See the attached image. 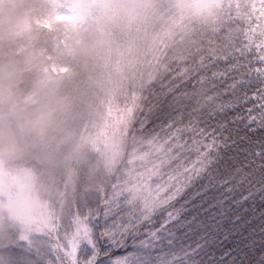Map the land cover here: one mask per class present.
I'll return each mask as SVG.
<instances>
[{"label":"snow or ice","instance_id":"6c2138e0","mask_svg":"<svg viewBox=\"0 0 264 264\" xmlns=\"http://www.w3.org/2000/svg\"><path fill=\"white\" fill-rule=\"evenodd\" d=\"M221 3L231 39L117 99L130 169L0 240L5 264H264V0Z\"/></svg>","mask_w":264,"mask_h":264},{"label":"clouds","instance_id":"9594fccd","mask_svg":"<svg viewBox=\"0 0 264 264\" xmlns=\"http://www.w3.org/2000/svg\"><path fill=\"white\" fill-rule=\"evenodd\" d=\"M168 9L164 18L156 0H0V227L26 228L59 185L81 179L104 120L97 91L119 87L145 45L171 38L175 21L205 28L218 18L217 0H168ZM158 24L163 32L114 43V35ZM100 53L111 57L103 69L110 85L96 75ZM53 64L68 71H42ZM114 150L104 146L99 158ZM84 178L91 188L96 172Z\"/></svg>","mask_w":264,"mask_h":264},{"label":"rangeland","instance_id":"374dc122","mask_svg":"<svg viewBox=\"0 0 264 264\" xmlns=\"http://www.w3.org/2000/svg\"><path fill=\"white\" fill-rule=\"evenodd\" d=\"M168 4V0H165ZM218 6L221 3V0H217ZM63 17V16H60ZM66 18V17H65ZM64 19H60L58 21H62ZM50 29V28H49ZM160 31L163 32L162 27L160 28L159 25H156L152 29H149L147 26H144L140 29L132 30L128 33L124 34H117L114 35V43L121 44L127 42L129 40H134L138 42L139 38L136 35L138 32H146V31ZM167 38H161L157 41H154L150 44L145 45L141 51L139 52V62L135 67V71H138L137 66L143 67L147 65V59H151L152 54L154 52H158L161 43L167 41ZM111 57L105 55L104 53H100L97 57V69L96 75L98 80L102 85H110V74L103 71L106 68L107 64L110 62ZM133 73L131 72L130 75L123 77L122 82L119 87L111 88L108 87L107 91H97L95 93V98L97 101L102 105L104 109V120L95 136V150L90 153L87 159L81 164L80 171L86 170L85 172L88 174L91 171H96L97 180L96 184L89 190H86L84 193H79L77 183L74 186H68L66 184H61L58 186L57 190L53 195H51L45 205L43 211H41L38 215L34 217H30L28 220V226L26 228H16L10 227L8 225H4L0 227V240H7L9 236L13 233L15 234H26L36 230V222L38 219L43 218L49 209V205L53 203H61L63 202V197L65 193L68 196L73 198H80L88 196L90 193H94L101 188L100 184L107 183L111 179L116 178L117 176H123L131 167L130 160L136 154L135 150L133 149L132 152L129 153L128 158L123 159V150L125 149V137L126 135L121 133L119 135H114L115 131L119 129L122 121H123V113L117 107V99L121 97L126 91V88L133 84L134 79L138 80L137 78L130 77ZM139 74V73H138ZM129 78H132L129 83ZM90 95L92 93H89ZM110 101V103H109ZM108 144H114L115 150L111 156L104 157L103 159L99 158V152L101 148ZM26 167H32V163L29 162ZM83 169V170H82ZM37 172L40 171L39 168L36 169ZM116 173V174H115ZM13 180L20 184L21 186L24 184V181L18 177H13ZM94 189V190H93ZM0 264H5L4 257L0 255Z\"/></svg>","mask_w":264,"mask_h":264},{"label":"trees","instance_id":"16d2710c","mask_svg":"<svg viewBox=\"0 0 264 264\" xmlns=\"http://www.w3.org/2000/svg\"><path fill=\"white\" fill-rule=\"evenodd\" d=\"M156 3L162 16L164 18L170 17L171 13L168 9L167 2L165 0H156ZM225 17L226 7L220 3L218 6V18L211 27L202 28L197 25H192L189 29H185L183 27V21H175L172 26L171 38H167V41L161 43L159 51L154 52L151 59L148 58L146 60L147 65L144 68L137 66L138 71H135V69L132 71L133 74L130 77L137 78L138 75V80L134 79L133 84L131 83V86L125 90H128V92L132 90L138 91L150 81H159L162 76L168 74L169 67L173 62H175L176 67L183 68L185 63L190 62L192 57L197 56L203 47L213 46L218 39H231L235 35V29L226 28ZM132 78H129L128 85ZM202 95L203 90L201 89L189 91L181 94L177 98V103L180 101L196 103ZM124 147L125 149L122 151L123 159L128 158L129 153L133 149L137 153L139 149V137L136 135H126ZM85 171L83 170L81 172V179L77 181L79 193H84L86 190L92 188L86 187L87 182L84 177L88 174ZM100 185L102 186V184Z\"/></svg>","mask_w":264,"mask_h":264}]
</instances>
